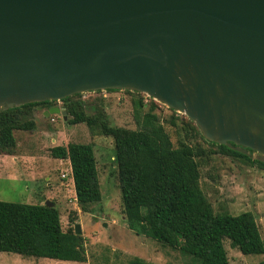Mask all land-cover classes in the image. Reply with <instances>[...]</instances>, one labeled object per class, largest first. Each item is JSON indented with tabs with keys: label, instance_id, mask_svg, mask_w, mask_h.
Segmentation results:
<instances>
[{
	"label": "water",
	"instance_id": "95a60500",
	"mask_svg": "<svg viewBox=\"0 0 264 264\" xmlns=\"http://www.w3.org/2000/svg\"><path fill=\"white\" fill-rule=\"evenodd\" d=\"M107 90L264 164V0H0V110Z\"/></svg>",
	"mask_w": 264,
	"mask_h": 264
},
{
	"label": "trees",
	"instance_id": "16d2710c",
	"mask_svg": "<svg viewBox=\"0 0 264 264\" xmlns=\"http://www.w3.org/2000/svg\"><path fill=\"white\" fill-rule=\"evenodd\" d=\"M61 102L65 124H83L90 133L95 131L110 139L121 214L129 230L177 249L199 264H229L224 241L242 255H264V241L250 212L213 213L198 186L194 161L198 153L184 143H171L154 113L153 102L143 110L140 99L132 101L134 117L142 119H136L134 130L110 125L101 99H81L77 94ZM51 104L30 103L0 110V156L15 155L14 133H31L35 128L33 109L47 110ZM169 124L174 125L173 118ZM216 147L222 154L264 168V164L249 157ZM48 154L52 159L68 162L75 204L81 212L100 200L97 168L89 144L53 146ZM0 252L78 264L86 260L84 239L73 233V227L61 229L53 204L48 208L41 204L0 202ZM126 264L144 263L132 259ZM258 264H264V259Z\"/></svg>",
	"mask_w": 264,
	"mask_h": 264
},
{
	"label": "rangeland",
	"instance_id": "374dc122",
	"mask_svg": "<svg viewBox=\"0 0 264 264\" xmlns=\"http://www.w3.org/2000/svg\"><path fill=\"white\" fill-rule=\"evenodd\" d=\"M81 99H101L110 125L134 130L142 119L134 117L132 101L140 99L143 110L149 102L155 104L154 113L163 123L173 145L178 142L193 148L198 157V186L213 213L236 215L250 212L264 241V168L239 157L222 154L215 144L206 142L197 127L183 115L132 91H98L84 93ZM62 107V102H51ZM43 109H33L35 128L31 133L15 132L20 157H0V202L25 205L53 204L59 214L63 231L79 226L84 239L86 260L81 264H126L132 259L144 264H199L180 254L177 249L162 246L150 238L129 230L121 214L110 139L98 132L90 133L83 124L67 125L59 116L43 118ZM173 118L174 125L169 124ZM137 119V122H136ZM52 120V121H51ZM189 121L191 124H188ZM196 129H194V127ZM53 138L54 143L49 139ZM68 143L89 144L94 155L100 200L81 212L75 204L69 166L65 160L52 159L48 149ZM256 154H251L254 159ZM15 159V161H14ZM23 159V160H22ZM66 177L60 178L61 174ZM223 247L229 264H258L264 255H242ZM0 264H78L44 258H25L0 252Z\"/></svg>",
	"mask_w": 264,
	"mask_h": 264
},
{
	"label": "crops",
	"instance_id": "0c3cea01",
	"mask_svg": "<svg viewBox=\"0 0 264 264\" xmlns=\"http://www.w3.org/2000/svg\"><path fill=\"white\" fill-rule=\"evenodd\" d=\"M44 111L45 110H42L41 112H40V114H41V116L43 117V118H46L44 115H43V113H44ZM34 115H35V113H33V120H34ZM50 118V117H49ZM35 123V122H34ZM26 133H28V132H26ZM49 141H50V143H54V139L53 138H50L49 139ZM0 157H6L5 155H3V156H0ZM7 157H11V158H14V157H20L19 156V153L17 152V148H16V153H15V155L14 156H7ZM23 160V159H22ZM14 161H15V159H14ZM66 161V160H65ZM67 162V161H66ZM67 164H68V162H67ZM71 180V179H70ZM71 182H72V180H71Z\"/></svg>",
	"mask_w": 264,
	"mask_h": 264
},
{
	"label": "built area",
	"instance_id": "2783aa9c",
	"mask_svg": "<svg viewBox=\"0 0 264 264\" xmlns=\"http://www.w3.org/2000/svg\"><path fill=\"white\" fill-rule=\"evenodd\" d=\"M57 107H59V106L57 105ZM51 121H52V120H51ZM68 174L70 175V170L68 171ZM64 177H66V174H63V173H62V174L60 175V178H64Z\"/></svg>",
	"mask_w": 264,
	"mask_h": 264
}]
</instances>
